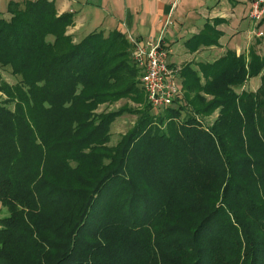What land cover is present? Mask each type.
Returning <instances> with one entry per match:
<instances>
[{
  "label": "trees",
  "instance_id": "obj_1",
  "mask_svg": "<svg viewBox=\"0 0 264 264\" xmlns=\"http://www.w3.org/2000/svg\"><path fill=\"white\" fill-rule=\"evenodd\" d=\"M7 10L0 264H264L263 56L227 50L184 64L174 103L142 112L106 147L122 109L95 110L140 102L143 90L127 38L94 31L74 42L72 14L50 0ZM193 41L190 49L213 43ZM7 68L14 85L2 81ZM258 76L255 91H235Z\"/></svg>",
  "mask_w": 264,
  "mask_h": 264
},
{
  "label": "crops",
  "instance_id": "obj_2",
  "mask_svg": "<svg viewBox=\"0 0 264 264\" xmlns=\"http://www.w3.org/2000/svg\"><path fill=\"white\" fill-rule=\"evenodd\" d=\"M0 0V14L8 18L9 2ZM58 15L72 14L67 32L77 41L94 31L107 35L118 30L125 37L144 40L155 38L166 27L164 41L168 47V62L178 71L191 63L212 62L227 50L236 55H248L250 50L264 57V18L257 26L262 36L254 33L248 12L252 0H50ZM203 36L213 43L190 49L193 38ZM244 90L255 91L260 77L248 79ZM180 86V85H179Z\"/></svg>",
  "mask_w": 264,
  "mask_h": 264
},
{
  "label": "built area",
  "instance_id": "obj_3",
  "mask_svg": "<svg viewBox=\"0 0 264 264\" xmlns=\"http://www.w3.org/2000/svg\"><path fill=\"white\" fill-rule=\"evenodd\" d=\"M251 4L248 18L253 26L252 31L257 36H262L263 33L257 30V26L264 18V0H252ZM170 24L171 20L168 19L163 31L155 38L140 40L132 36L126 37L131 45V57L139 71L140 85L147 102L157 111L171 106L181 90L176 79V70L169 65V50L163 39L165 29Z\"/></svg>",
  "mask_w": 264,
  "mask_h": 264
},
{
  "label": "rangeland",
  "instance_id": "obj_4",
  "mask_svg": "<svg viewBox=\"0 0 264 264\" xmlns=\"http://www.w3.org/2000/svg\"><path fill=\"white\" fill-rule=\"evenodd\" d=\"M68 27H67V30H68ZM67 30H66V33L69 34L67 32ZM73 41L77 42L79 40L76 41L73 38ZM1 78H2L3 82H5L9 85H14L19 80L17 76H14L11 74L9 68L1 70ZM245 85H246V83H244L242 86L236 87L235 91L240 92V90H242L246 87ZM139 87H140V85H139ZM137 95L138 96L136 98L140 102L136 103L133 100H131L130 98H123V99H120L119 101L111 103V104H102L95 110V112L99 113V112H114L118 109H122L121 113L116 115V117H114V119L112 120V122L109 125V128H108V138L109 139H108V142L105 144L106 147L116 146L125 135H127L129 132L132 131V129L135 127L141 113L146 111L147 109L149 110V113L153 116H155L156 114H161V113H159V111L157 112V110L148 107L149 102H147L146 94L143 92V90H142L141 94H137ZM141 96H142V100H141ZM4 98H5V96L1 95V93H0V100H3ZM5 106L10 110L13 109V103H6ZM215 116H216V112L214 114H212L211 116H209L208 118H200V119H201V122L203 121V122L207 123L208 126H210L212 124V121L215 118ZM180 117L182 118L183 115H180ZM160 129H161V131H165V125L161 124Z\"/></svg>",
  "mask_w": 264,
  "mask_h": 264
}]
</instances>
